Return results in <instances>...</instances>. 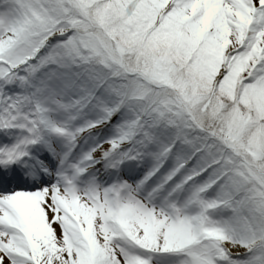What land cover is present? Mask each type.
Listing matches in <instances>:
<instances>
[{
    "label": "snow or ice",
    "instance_id": "obj_1",
    "mask_svg": "<svg viewBox=\"0 0 264 264\" xmlns=\"http://www.w3.org/2000/svg\"><path fill=\"white\" fill-rule=\"evenodd\" d=\"M0 264H264V0H0Z\"/></svg>",
    "mask_w": 264,
    "mask_h": 264
}]
</instances>
